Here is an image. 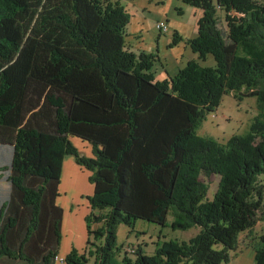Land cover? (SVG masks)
Masks as SVG:
<instances>
[{"label":"trees","instance_id":"obj_1","mask_svg":"<svg viewBox=\"0 0 264 264\" xmlns=\"http://www.w3.org/2000/svg\"><path fill=\"white\" fill-rule=\"evenodd\" d=\"M182 2L202 12L185 40L197 58L158 80L160 58L131 49L120 0H0V264H87L85 248L60 255L66 156L91 171L93 264H228L241 234L256 241L253 264H264V230L254 235L264 222V0ZM182 40L175 31L167 47ZM208 55L213 67L201 64ZM229 93L257 98L247 132L199 135ZM169 213L173 229L200 232L117 258L119 224L164 226Z\"/></svg>","mask_w":264,"mask_h":264},{"label":"rangeland","instance_id":"obj_2","mask_svg":"<svg viewBox=\"0 0 264 264\" xmlns=\"http://www.w3.org/2000/svg\"><path fill=\"white\" fill-rule=\"evenodd\" d=\"M120 2L130 14V22L126 28L127 34L133 35L141 33L144 40L143 44L147 45L148 49H152V52L157 53L160 58V62H156L152 68V72L156 79L163 80L167 77L166 75H174L177 70L181 68L179 66H184L186 60H191L190 56L194 55V57L197 58V54H194L189 45L185 43V40L192 39L197 35V21L202 15L200 9L187 5L183 3L182 0H165L164 3L161 4H156L155 0H120ZM178 9L181 10L179 13ZM159 19L166 20L168 24L163 34L158 33L155 29V22L157 20L159 21ZM223 25H225V22H223ZM175 31L183 37V40L178 42L175 46L167 47V45L172 42V35ZM128 37L133 39L132 36ZM180 58L181 60L183 59L181 65H179L180 62H176V60L181 61ZM201 64L213 67L215 61L211 55H208L206 60L201 62ZM257 106V98L254 96L238 100L233 96V93L226 94L222 97L216 110L206 115L202 124L197 129V133L201 136L212 137L219 142H225L232 135H241L247 132L254 116L258 113ZM71 140L73 144L78 147L79 139L74 137L71 138ZM83 154H85L84 151ZM89 172L91 175V171ZM89 176L87 181L85 178H80L77 182L78 194L81 195L84 192L88 193L84 195L80 202L75 201L73 203V207H70L72 211L75 209L76 205L79 208L85 206L86 196L91 195L93 192V185L89 180ZM203 181L207 182L209 185L208 198L211 199L217 187L218 177L211 176L209 178H203ZM60 184V195L57 198V203L62 207L65 202L75 199V194L70 192L68 181L62 178V172ZM85 216L84 225L85 231L87 232ZM172 221L173 216L169 213L164 226L144 220H136L133 226L123 223L119 224L116 230V247L119 248L117 258L121 259L126 249L135 248L138 245L143 248L145 254L151 256L155 253L156 248L161 246L163 242L170 240L178 242L188 241L201 230V227L198 226L191 227L187 230L173 229L171 227ZM95 227L96 225L92 226L93 229H95ZM263 230L264 222H260L255 228L254 235L258 236ZM244 237H246V240L248 239L246 234H241L239 236V243L240 241L242 242ZM90 239L94 241L92 237ZM95 242L96 244L98 243V241ZM85 249L88 259L87 264H93L94 258L89 256V251L93 249V245H87L85 243ZM233 254L234 253H232L233 258L231 257L228 264H247V262L242 263L239 258H234ZM127 255L131 258L135 257L134 254L130 253Z\"/></svg>","mask_w":264,"mask_h":264},{"label":"crops","instance_id":"obj_3","mask_svg":"<svg viewBox=\"0 0 264 264\" xmlns=\"http://www.w3.org/2000/svg\"><path fill=\"white\" fill-rule=\"evenodd\" d=\"M130 36H132L133 38V39H129V45L132 50L152 52V49H148L147 45L143 44L144 40L141 33L133 34ZM193 58H195L194 55L190 56V59ZM176 62H180L179 65H181V63H183V59L181 61L176 60ZM78 144L79 145H77L78 146L77 148L79 149L80 152L83 153L84 151L86 155L92 156L91 145L89 143L79 139ZM89 175L90 172L87 169L79 166L75 162L73 157L67 156L66 158H64L63 166H62V178H65L68 181L70 192L75 194V199H71L65 202L63 204L64 207L62 206L63 221H62V240L60 246L61 256H65L72 249V247L76 248L79 252H82L83 249L85 248V243L87 241L88 234L85 231L84 216L87 213H89L90 210L88 206V201L85 198L86 205L81 208H79L76 205L73 211L71 210L70 207H73V203L75 201L80 202L81 199H83L84 195L88 193V192H84L81 195H79L77 192L78 190L77 182L80 178H85L87 181ZM64 187H65V183H64ZM60 188H61V184H60ZM242 242L240 241L238 249L234 252L233 256L234 258H239L242 263L247 262V264H251V261L254 258V253H255L254 245L256 241L252 239V236L251 237L248 236V239L246 240V237H244L242 239Z\"/></svg>","mask_w":264,"mask_h":264},{"label":"built area","instance_id":"obj_4","mask_svg":"<svg viewBox=\"0 0 264 264\" xmlns=\"http://www.w3.org/2000/svg\"><path fill=\"white\" fill-rule=\"evenodd\" d=\"M158 27H160V28L162 29L163 32L166 31V26L163 25L162 23L158 24ZM130 251L133 252L132 249H131ZM57 260H58V261H61V260H62V257H61V256H58V257H57Z\"/></svg>","mask_w":264,"mask_h":264}]
</instances>
